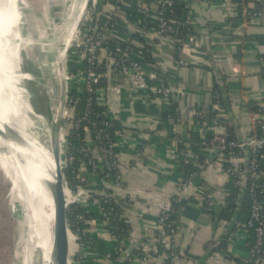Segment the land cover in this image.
Here are the masks:
<instances>
[{
  "label": "crops",
  "instance_id": "obj_1",
  "mask_svg": "<svg viewBox=\"0 0 264 264\" xmlns=\"http://www.w3.org/2000/svg\"><path fill=\"white\" fill-rule=\"evenodd\" d=\"M136 1L140 0H131L129 10L125 8L126 26L120 27L124 31L119 36L142 37L175 92L172 102L161 101L150 92L123 94L118 122L123 136L116 147L122 183L117 196L130 230L125 248L133 241L154 239L158 209L153 202L170 197L180 179L195 173L194 182L202 185L210 204H200L188 197L176 206L174 249L180 263L207 264L210 254L217 252L222 256V264H241L249 249L248 237L239 231L228 238L233 221L239 219L238 213L230 219L221 217V204L227 197V177L214 147L201 143L213 133L205 126L210 122L216 96L221 97L228 131L236 140L250 131L251 111L264 106V77L260 72V59L264 56V13L241 27L238 19L227 13L230 0H187L200 30L202 54L185 56L187 66L175 70L171 43L161 39L156 48L150 35L139 29L138 8L133 7ZM251 1L264 11V0ZM171 107L178 109V121L172 120L176 115L172 116ZM193 110L204 111L206 117L198 120L190 114ZM175 137L190 144L187 156L195 170L190 174L182 165V147ZM91 210L94 217L87 224L86 234L99 248L93 264L121 263V256L113 255L115 243L109 238L103 220L95 208ZM67 244L65 264H69L75 246L69 237ZM165 261L166 253H161L140 264Z\"/></svg>",
  "mask_w": 264,
  "mask_h": 264
},
{
  "label": "built area",
  "instance_id": "obj_2",
  "mask_svg": "<svg viewBox=\"0 0 264 264\" xmlns=\"http://www.w3.org/2000/svg\"><path fill=\"white\" fill-rule=\"evenodd\" d=\"M172 5V0H157L154 3L138 1L136 5L138 18L143 17L142 19L153 23L157 28H146L141 20L138 27L142 32L150 35L156 48L159 47L161 39L171 43L174 50L173 68L179 70L187 66L185 56L194 57L202 54V44L199 41L200 30L190 3L188 1L186 3L187 11L182 20L176 18ZM227 5V13L233 14L241 27L258 20L264 13L251 0H230ZM130 6L131 0H106L99 29L82 54L78 68L79 86L86 96L85 110L81 115H71L72 119L67 129L68 136L70 132H74L80 142L75 151L77 157L72 153L69 142L67 146L69 160L73 159L74 163L77 162L73 171L77 173L75 188L70 187L65 181L66 189L72 194V201L69 204L77 202L85 209L86 215L90 213L91 207L95 208L112 235L115 243L114 253L117 256L122 255L126 242L130 240V230L123 238L118 235L122 230L118 226L120 222L128 226L127 217L119 205L117 196L118 190L122 189V183L116 143L122 138L123 131L115 128L113 124L120 122L123 94L132 96L140 92H150L161 101L172 102L175 92L154 62L142 61L144 53L153 55L152 49L147 48L134 37L119 36L124 31L120 27L124 25L125 8ZM260 61V72L264 77V56ZM69 104L74 111L70 97ZM93 104L104 107V112L96 113ZM214 104L210 122L205 126L213 133L210 139H204L201 144L214 147L217 151L227 182L232 183L233 187L240 189L245 179V193L250 200L249 218L245 223L236 220L228 238L239 231H244L248 237L251 231L254 243L248 249L241 264H264V106L255 107L251 111L250 131L238 140H230L228 119L223 113L218 96ZM174 112L176 116L172 120L178 121V109L175 108ZM190 114L197 119L206 117V113L202 110H193ZM80 132L83 133L82 136L78 134ZM175 139L182 147L180 152L182 165L190 164L187 156L190 144L179 137ZM247 159L249 165L245 176L244 163ZM199 169L202 170L203 166ZM195 175L192 173L180 179L170 197L153 202L158 209L154 239H144L133 255L126 261L116 264L147 263L164 253L161 252L163 249L169 251L166 253L164 264H181L174 249L176 231L172 216L175 206L188 197L200 201V204H210V197L203 190L202 185L194 182ZM226 206L225 200L221 207ZM115 207H119V210H115ZM90 219H92L90 216H77L75 220H69V226L76 228L77 233L84 232V229H79L78 225L89 223ZM207 264H222V256L212 252Z\"/></svg>",
  "mask_w": 264,
  "mask_h": 264
},
{
  "label": "bare ground",
  "instance_id": "obj_3",
  "mask_svg": "<svg viewBox=\"0 0 264 264\" xmlns=\"http://www.w3.org/2000/svg\"><path fill=\"white\" fill-rule=\"evenodd\" d=\"M19 3V0H0V67L3 76L0 89V135L1 131L5 130V126H11L8 117L12 114L18 115L25 104L18 97L20 93L18 81H26L29 85L37 80L33 70L31 69L27 73L25 63L23 64L17 59L20 56V50L28 44H33V47L39 50V54L31 60L39 64L40 69L48 59V50L40 36H37L34 41H30L21 34V28V30L17 29V25L21 21L20 13L17 14ZM84 8L85 5L81 10L74 8L77 19L74 22L73 32L81 19ZM44 15H47L46 11H44ZM24 16L22 20H24ZM27 16L30 15L26 14L25 18ZM67 34L68 36L72 35L71 32ZM2 51L5 54L3 57ZM25 95L23 96L25 97ZM59 112L61 118L63 116L62 107ZM38 119L42 121L40 117ZM61 132L60 126H58L54 139H51L46 145L44 144L45 148L40 146L28 133L21 132L20 141L9 138L4 140L5 138L0 137V145L4 144L10 150L6 154L3 164L7 167L8 173L12 175L14 187L18 189L21 196L25 214V229L23 235L18 239V248L21 250L20 254L23 259L22 264H34L37 258L41 261L40 264H60L62 256L66 257L68 251V244H61V231H59L61 225L56 220V207L52 196V188L56 177H58L52 148L55 140L60 151ZM36 161L39 162L37 169L35 168ZM64 193L66 203H71L72 194L67 189ZM70 239L73 242L77 241L76 237L72 235Z\"/></svg>",
  "mask_w": 264,
  "mask_h": 264
},
{
  "label": "water",
  "instance_id": "obj_4",
  "mask_svg": "<svg viewBox=\"0 0 264 264\" xmlns=\"http://www.w3.org/2000/svg\"><path fill=\"white\" fill-rule=\"evenodd\" d=\"M105 2L106 0H86L85 8L82 11V16L79 21V23L81 22V26L75 36L66 41L62 46H56L57 49H54L49 53L48 59L36 74L37 80L35 82L29 83L28 85L26 81H18V89L20 90L18 97L20 100H23L25 104L18 115L12 114L8 117L11 121V126H5V130L1 131L2 139L5 138L4 140H7V138H9L15 141H20L21 134L28 133V135L30 134V136H32L43 148L46 147V143L51 139H54L53 137L56 132L54 124H57L60 119L59 111L61 107L64 109L68 95L67 80H69L75 61L79 59L96 36L102 20ZM70 23L71 19L67 17L68 29L70 28ZM25 71L27 73L30 72L27 67L25 68ZM23 95H25V97ZM39 117L42 121L38 119ZM56 143L57 142L54 140L52 149L56 160V173L58 177H56V182L52 188V196L55 201L56 220L61 225L59 228V231H61L60 233H62L61 244H66L68 241V235L70 234L68 216L69 204L66 203L64 193L66 184L63 169L59 166V149ZM0 148L4 151L6 146L3 144L0 145ZM69 163L70 165H73L74 160L70 159ZM38 164L39 162L36 161V169L38 168ZM248 165L249 160L247 159L244 163L245 176L248 173ZM5 174L1 170L0 187L4 201L0 207V224L8 227L7 229L4 228L8 230V233L12 232L7 251L9 258H12L10 264H22L23 259L20 254L21 250L18 248L20 219L17 214V210L22 207V202H18V199L13 195L11 190V180H9ZM244 197L245 179L240 187L236 213L240 210ZM119 205L121 208H124L120 202ZM142 242L143 239L133 241L124 249L121 255V260L126 261L131 255H133ZM64 249L66 251V245ZM65 259L66 258L62 256L60 264H65ZM40 262L41 261L37 258V261L34 264H40Z\"/></svg>",
  "mask_w": 264,
  "mask_h": 264
},
{
  "label": "rangeland",
  "instance_id": "obj_5",
  "mask_svg": "<svg viewBox=\"0 0 264 264\" xmlns=\"http://www.w3.org/2000/svg\"><path fill=\"white\" fill-rule=\"evenodd\" d=\"M19 2L20 3H19L17 14L20 13L21 21H20V24L17 25L18 26L17 29L19 30L22 29L21 34L30 41H34L37 36L38 37L40 36V39L43 41V44H45L46 49L48 50V55H49L51 51H53L54 49H57L56 46L59 47L65 44L66 41H68L69 39L75 36L76 32L81 26V22L80 23L78 22L73 32L74 22L77 19L76 11L74 10V8L75 9L79 8L81 10L83 6L85 5L86 0H19ZM80 10L78 12L79 14L81 13ZM44 11L47 12L46 16L44 15ZM26 14H29L30 16H27L25 18ZM23 16H24V20H22ZM67 17L71 19L69 29L67 28ZM70 32L72 33V35L68 36L67 33H70ZM61 33H63L64 36ZM38 51L39 50L36 47H33V44H28L20 50V56L17 57L19 61H21L23 64L25 63L24 65L29 70L31 69L33 70V73L35 76L38 73V71H40V68H39V64L34 63L35 61L31 59L33 57H36L39 54ZM1 55L2 57L5 55L3 51ZM81 56L79 57V59L75 61V64L72 68V71L69 77V80H67L68 95H67L65 106L63 109V116L59 119L57 124H54V127L56 129L58 128V126H60V129L62 131L59 153H60V167H62L63 169V174H64V170L66 169V166L68 165L67 163H69L70 161L68 158V153H67L68 151L67 146L69 145L68 140H67V136H68L67 129L69 126V122H71V119H72L71 115H74L72 107L69 104V92L71 90V87L73 88L77 84H80L78 76H77L79 70L77 68L78 66L76 65H80ZM2 79H3V76L1 74V67H0V89H1ZM2 87L4 88V85H2ZM8 152H10V150L7 148V146L4 149V151H2L0 148V172L2 170L4 174L6 173L5 174L6 177L9 180H11V190L13 192V195L15 196V198L18 199V202H22L18 189L14 187L12 175L8 173L7 167H5L3 164L4 163L3 161L6 157V154H8ZM76 176H77V173H74V177H73L74 183L76 180ZM64 179L66 182H68L65 176H64ZM0 181H1V175H0ZM3 201L4 200H3L2 191L0 187V207L3 204ZM74 204L80 205V204H77V202H73V204L71 205H74ZM22 207H23V204H22ZM22 207L17 210V214L21 222L20 230L18 233L19 234L18 239L20 236L23 235L22 233L24 232V229H25V214H24V210ZM87 224H88L87 222L84 224L85 225L84 232L77 233L76 228L70 229V234L68 235V237L70 238V236L72 235L73 237H76L77 241H74L75 246L74 248L72 247L73 250L71 251V255H70L71 263L69 262V264H81L84 262H87V263L89 262L93 264L94 259H95L94 256H98L96 255V253L99 251V248L96 246L95 244L96 242L93 240L91 236L89 237L88 234H86L87 228H88ZM70 227L71 226H69V228ZM4 228L7 229L8 227L6 225L0 224V264H10L12 261V258H9L7 251H8V243L10 242L12 232L8 233V230ZM108 230L109 229L106 228V232L109 238L113 240L112 235L110 231Z\"/></svg>",
  "mask_w": 264,
  "mask_h": 264
},
{
  "label": "trees",
  "instance_id": "obj_6",
  "mask_svg": "<svg viewBox=\"0 0 264 264\" xmlns=\"http://www.w3.org/2000/svg\"><path fill=\"white\" fill-rule=\"evenodd\" d=\"M140 1H151V0H140ZM172 1H173V5L171 8L173 9L176 18L178 20H182L186 14V11H187V9H186L187 1L186 0H172ZM137 2L138 1H136L135 5L133 6L135 9L137 8V6H136ZM128 10H129V8H128ZM138 17H139V15H138ZM102 18H103V16H102ZM142 18L140 17L138 19L141 20V23H142V25H144V27H146V28L152 27L153 29L157 28L156 25H154L153 23H150L149 21L142 19ZM134 38L137 39L139 42L142 41V43L147 48H149V46L146 43H144V40L142 37H140L139 35H135ZM137 51H139V50H137ZM143 56H144V60H142V61H149L152 63L154 62L157 65L159 72L162 73L159 62L154 55L150 56L148 53H144ZM76 66H78L77 68H79L80 65H76ZM79 85L80 84H77L75 87H73V88L71 87V90L69 92V97L72 100L73 105H74V111L73 112L75 115L83 114L84 110H85V104H86L85 103L86 96L83 93V91L80 89ZM218 101L221 104V97H219ZM92 107H93V110L99 114L103 113L105 110L104 107L94 105V104ZM171 109L173 112L172 116H174L175 115V112H174L175 109L173 107H171ZM211 117H212V114H209V120L211 119ZM101 119L103 120V118H101ZM113 124H114L115 128L121 129L119 123L114 122ZM78 134H80L82 136L83 133L80 132ZM76 136L77 135L74 132H70V135L68 136V142L70 143V146L73 150L72 153L74 154L75 157H77V153L75 151L78 149V147L80 145L79 139ZM229 139L231 140V139H235V138L233 137V135H230ZM192 149L197 150L196 147H193ZM67 164L68 165L66 166V169L64 170V176H65L66 180L68 181V184L70 185V187H72L74 189L75 183L73 181V177H74L73 171L76 169L77 162L74 163L73 165H70L69 163H67ZM184 167L188 169L189 174L195 171L194 167L191 163L188 165H185ZM227 192H228V195L225 199L227 202V206L225 208H222L221 217L230 219L237 212V203H238V196L240 193V189L233 187L232 183H228ZM249 205H250V200H249L248 196L245 195L244 200H243L242 205H241V208L238 211V217H239L238 221H240L242 223H245L247 221V219L249 218V207H250ZM175 209H176V206H175ZM115 210H119V207H115ZM81 215H83L84 217L85 216L86 217H89V216L94 217L91 209H90V213L86 215L85 209L82 208L80 205L74 204V205L69 206L68 216H69L70 221L75 220L77 216H81ZM173 218H174V215L172 216V219ZM118 226L120 229H122L118 233L119 237L123 238V237L127 236L128 235L127 231L129 230V226H126L125 224H123L121 222L118 224ZM78 227L84 229L85 225L82 223H79ZM71 228H73V227L71 226L70 229ZM248 242H249L248 247L250 248L254 243V237H253V234L251 231H249V233H248ZM161 252L168 253L169 251L167 249H163ZM113 255L115 258L119 257L116 255V253H114Z\"/></svg>",
  "mask_w": 264,
  "mask_h": 264
}]
</instances>
